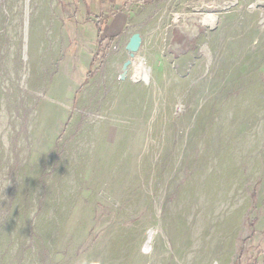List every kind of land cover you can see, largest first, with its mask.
<instances>
[{"label": "rangeland", "instance_id": "obj_1", "mask_svg": "<svg viewBox=\"0 0 264 264\" xmlns=\"http://www.w3.org/2000/svg\"><path fill=\"white\" fill-rule=\"evenodd\" d=\"M0 264H264V0H0Z\"/></svg>", "mask_w": 264, "mask_h": 264}, {"label": "water", "instance_id": "obj_2", "mask_svg": "<svg viewBox=\"0 0 264 264\" xmlns=\"http://www.w3.org/2000/svg\"><path fill=\"white\" fill-rule=\"evenodd\" d=\"M141 37L139 34H133L126 44V51L129 52V57L132 58L134 54L138 51L141 45ZM130 64V61H127L124 63V68L127 67Z\"/></svg>", "mask_w": 264, "mask_h": 264}, {"label": "bare ground", "instance_id": "obj_3", "mask_svg": "<svg viewBox=\"0 0 264 264\" xmlns=\"http://www.w3.org/2000/svg\"><path fill=\"white\" fill-rule=\"evenodd\" d=\"M137 62V61H136ZM135 69V77H140V78H144L145 76V72H144V67L143 64L141 62H137L134 66Z\"/></svg>", "mask_w": 264, "mask_h": 264}]
</instances>
